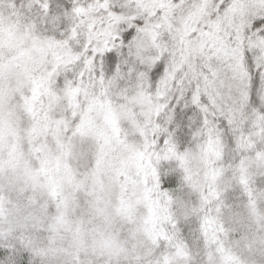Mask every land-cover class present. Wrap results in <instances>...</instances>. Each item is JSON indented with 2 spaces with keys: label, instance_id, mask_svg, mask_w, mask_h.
<instances>
[{
  "label": "snow or ice",
  "instance_id": "6c2138e0",
  "mask_svg": "<svg viewBox=\"0 0 264 264\" xmlns=\"http://www.w3.org/2000/svg\"><path fill=\"white\" fill-rule=\"evenodd\" d=\"M0 264H264V0H0Z\"/></svg>",
  "mask_w": 264,
  "mask_h": 264
}]
</instances>
